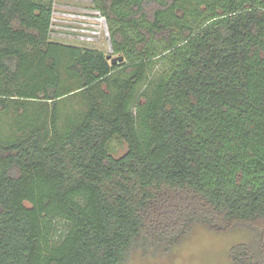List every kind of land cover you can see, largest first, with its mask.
<instances>
[{
    "label": "trees",
    "instance_id": "obj_1",
    "mask_svg": "<svg viewBox=\"0 0 264 264\" xmlns=\"http://www.w3.org/2000/svg\"><path fill=\"white\" fill-rule=\"evenodd\" d=\"M93 2L115 64L52 38L54 0H0V264H123L196 224L264 264V0Z\"/></svg>",
    "mask_w": 264,
    "mask_h": 264
},
{
    "label": "rangeland",
    "instance_id": "obj_2",
    "mask_svg": "<svg viewBox=\"0 0 264 264\" xmlns=\"http://www.w3.org/2000/svg\"><path fill=\"white\" fill-rule=\"evenodd\" d=\"M93 3V0H54L52 37L66 43L99 48L112 57L119 56L112 52L106 21ZM112 146L116 156L123 154L127 147L120 141H114ZM254 237L255 232L247 227L217 232L196 224L172 249L145 252L137 248L123 264H233L229 256L231 247Z\"/></svg>",
    "mask_w": 264,
    "mask_h": 264
},
{
    "label": "water",
    "instance_id": "obj_3",
    "mask_svg": "<svg viewBox=\"0 0 264 264\" xmlns=\"http://www.w3.org/2000/svg\"><path fill=\"white\" fill-rule=\"evenodd\" d=\"M109 59H111L112 63L115 64L118 61H122L124 57L122 55L112 57L111 55L108 56Z\"/></svg>",
    "mask_w": 264,
    "mask_h": 264
},
{
    "label": "crops",
    "instance_id": "obj_4",
    "mask_svg": "<svg viewBox=\"0 0 264 264\" xmlns=\"http://www.w3.org/2000/svg\"><path fill=\"white\" fill-rule=\"evenodd\" d=\"M55 13V12H54ZM53 22H54V18H53ZM52 36H53V33H52ZM53 38V37H52ZM53 39H56V38H53Z\"/></svg>",
    "mask_w": 264,
    "mask_h": 264
}]
</instances>
